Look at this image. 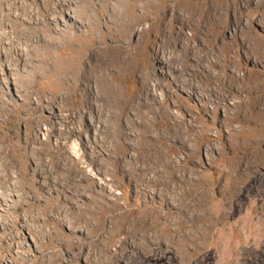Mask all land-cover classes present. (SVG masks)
<instances>
[{
  "label": "rangeland",
  "instance_id": "rangeland-1",
  "mask_svg": "<svg viewBox=\"0 0 264 264\" xmlns=\"http://www.w3.org/2000/svg\"><path fill=\"white\" fill-rule=\"evenodd\" d=\"M62 1L0 0V186L16 199L0 264H264V0H196L222 15L178 42L161 17L185 0H122L134 6L112 22L100 0H65L99 15L101 59L129 43L150 73L152 94L120 118L77 82L90 22L65 28ZM105 71L124 100L139 94L137 69Z\"/></svg>",
  "mask_w": 264,
  "mask_h": 264
},
{
  "label": "bare ground",
  "instance_id": "bare-ground-1",
  "mask_svg": "<svg viewBox=\"0 0 264 264\" xmlns=\"http://www.w3.org/2000/svg\"><path fill=\"white\" fill-rule=\"evenodd\" d=\"M100 1H101L100 3H101L102 11L104 13H106V12L111 13V15L109 16L110 22H112L114 17L120 13V10L118 8L120 3H122L124 7L125 6L127 7V4L129 7L134 6L133 3H130V2L126 3V2H123L122 0H114L113 4L109 3L110 0H100ZM132 1H138V0H132ZM70 5H72V3L70 4V3L66 2L65 0L60 3V11L66 14V19H63L60 17V20L62 21V25H64L65 28H69V27H71L70 25L75 24V21H73V20H75V18H77V17H81L82 19H85L88 22L93 20L97 25H99V15L94 16L90 13L86 15V13L83 12V9H74V10L70 9V13H66L65 10H63V7L65 6L67 8H70ZM183 6H186V9H185V10H187L186 12L184 10H182L180 12V10ZM148 7H149V5H148ZM148 7H147V9H148ZM145 8L146 7L144 5L141 6L142 10H145ZM211 13H212V15L214 14L215 16L217 14H218L217 16L222 15V12L219 11L218 6H214V7L210 8L207 6V4L205 2H200V1H196V0H188V1L185 0L182 3L180 2L177 5L173 6V12H171V15H169V16L164 15L161 17V19H168V20L176 21L180 24V28H176V29L174 28V31L176 30V38H174L175 39L174 41L178 42L180 39L186 37L184 32H183L184 27L190 26L195 21L194 19L197 18L198 16H199V18H198L199 23L201 24V22L203 20H206V18H208ZM40 22H41L40 18H35L30 24L39 25ZM85 25H86L84 27L85 30L84 31L82 30V31L85 33L87 32L86 30L90 31L91 34H90V36H88V38L91 39V43H88L87 45H85V44L82 45V47L80 49L82 52V55L80 56L79 59H76V61L78 62L77 66L79 64L86 63L85 64L86 69H83L79 78L77 77V82L80 83L82 79H84V81H86V80L87 81H93L94 80L96 83V86H97L95 89V92H93L94 93V96H93L94 99L99 100L103 96L102 91H104L105 95H106V96L105 95L104 96H105L106 100L108 101L109 106L110 107H114V106L120 107V113H119L117 118L124 117L128 108L140 107V104L136 103L139 101L138 99L141 98L142 96H146L147 93H150L152 91V88L150 86V81H149L150 80V75H149L150 73H147V72L145 73L144 70L141 68V65L139 66L137 63L133 62L134 59L132 58V55H133L134 48L129 43H127V44L118 43V45L115 48L106 49V53H109V51L112 52V53H110V54H112V56H111L112 59L109 60V62H106L104 59H101V57H99L100 56V53H99L100 50H92L91 46L94 43H97L98 39H103V37L105 35L100 34L97 36V33L94 32V30H93L94 23L90 22V24L87 23ZM135 25H136V23H133L129 27V29H132V28L134 29ZM194 28H196V27H194ZM136 34H138V37L140 38L142 35V32L138 31ZM145 34H147V32ZM197 34H198V31L194 30L192 37L196 36ZM137 40H138V38H137ZM73 41H77L76 36L73 37ZM189 43L190 42L188 41L187 45L184 47L186 50H188V48H190ZM9 44H10V42L6 41L5 45L8 46ZM182 44H184V42ZM172 45L174 46L176 44L174 43ZM121 54H123L124 56L120 57ZM21 55L22 54H18V57H21ZM135 55H137V54L135 53ZM160 55H161V57H160L161 63H166L169 65L171 63L175 62L177 60V57H178L177 54H175L173 52H171L170 54H166L165 52H163ZM151 56L152 55H149V57H151ZM95 58H99V59L96 62H92V60ZM86 60H87V62H86ZM150 60L151 59L149 58V61ZM79 61H80V63H79ZM128 65H130V68L133 67L134 69H137L139 71V73L141 74V77H140L141 78V86L139 89V94L132 97L130 99V101H126L122 98L123 97L122 94L113 85V83H114L113 77L110 79L109 76L105 74L106 69H107V71H111V69H112L115 72H117L119 76H121V73L125 70V68L128 67ZM147 69H148V67H147ZM8 70H9V73L6 74L5 77L6 76L10 77L13 74V70H11L10 68H8ZM13 85L16 86L17 90L19 89V87H17L16 83H14ZM6 88H9L8 85L6 86ZM151 94H152V92H151ZM102 110L103 109L100 108L99 111L101 112ZM101 114H102V112H101ZM52 117L57 118L58 120L63 119V117L57 113H53ZM163 119H165V118H163ZM147 120H148V123H150V120L149 119H147ZM74 132H79V131H78V129H75V131H73L72 133H74ZM42 136H44V135H42ZM54 139L56 141H59V143H61V140H63L61 136L60 137L56 136V137H54ZM149 170H150V168L147 169V171H149ZM4 194L1 191V186H0V220L2 218H4L5 216L6 217L8 216L9 212L11 211L12 204L16 200L15 196H12V195L11 196L10 195L5 196ZM10 226H11L10 223L4 222L2 220L0 221V230H2V231L8 230L10 228ZM23 230H24V232L27 231V229H25V228ZM17 253L23 254V253H20L19 250H17Z\"/></svg>",
  "mask_w": 264,
  "mask_h": 264
}]
</instances>
